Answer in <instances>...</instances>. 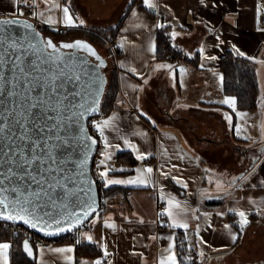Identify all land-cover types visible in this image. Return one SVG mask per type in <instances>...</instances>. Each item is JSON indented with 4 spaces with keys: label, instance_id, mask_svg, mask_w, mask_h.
I'll list each match as a JSON object with an SVG mask.
<instances>
[{
    "label": "crops",
    "instance_id": "obj_1",
    "mask_svg": "<svg viewBox=\"0 0 264 264\" xmlns=\"http://www.w3.org/2000/svg\"><path fill=\"white\" fill-rule=\"evenodd\" d=\"M150 3L151 8L144 0H0V17L17 16L20 7H31L47 34L65 41L86 40L99 54L91 39L98 35L95 29L99 24L117 23L132 4L110 48L119 92L117 104L98 124L102 150L96 167L99 173L105 166L114 169L108 172V179L142 177L147 183L108 185L126 187V199L121 192L105 199L99 220H90L89 228L76 241L37 246L26 238L32 258L23 246L22 252L29 264H172L168 257L173 254L179 264L178 230L189 234L195 246L193 258L204 264H264V256L256 257L252 250L264 242V25L260 24L264 0ZM64 7L75 26L64 20ZM143 7L153 10L155 16ZM59 26L66 33L57 35ZM162 26L170 27L173 46L189 57L198 54L197 66L158 60L156 32ZM227 51L252 64L258 85L253 110L240 111L235 99L222 91L218 66ZM227 98H233L234 105L224 103ZM144 112L155 124L144 120ZM105 120H110L106 127ZM245 136H253V140ZM240 142L251 143L257 152L249 156ZM122 151L136 159L133 167L114 166ZM140 154L146 158L137 159ZM230 166L238 171L229 172ZM146 168H152V173H145ZM101 186L107 188L104 178ZM163 201L168 209L159 213L158 204ZM239 211L245 212L248 221L243 228L236 214ZM174 221L187 223L188 228L170 226ZM6 243L10 245V264L13 242ZM81 244L94 245L100 255H76ZM169 245H173L170 250ZM69 247L71 252L53 251ZM246 254L250 258L245 259Z\"/></svg>",
    "mask_w": 264,
    "mask_h": 264
},
{
    "label": "water",
    "instance_id": "obj_2",
    "mask_svg": "<svg viewBox=\"0 0 264 264\" xmlns=\"http://www.w3.org/2000/svg\"><path fill=\"white\" fill-rule=\"evenodd\" d=\"M3 20H18L20 25L4 26V30L0 31V57H5L9 53L7 47L9 43L18 42L19 51L15 54L26 53L24 66L29 70L31 66L41 68L44 76L40 77L39 73H33L24 81L27 86L21 87L20 82L15 79L10 70V62L0 60V69H2L0 76H6L7 81L10 82L0 79V123L6 126V131L0 132V179H3V175L11 167L18 174L12 186L22 184L27 186L30 183L28 178L25 177L23 180L19 178L22 174V170L17 167L19 159L9 153L16 152L23 157H30L33 155V147L43 145L38 147L37 151L50 152L52 159L57 163L33 166L39 168L40 177L47 181L45 190L48 193L38 200L37 215L42 216L48 211L57 217L75 213L81 217V220L80 223L74 224L71 230L55 235H46L39 226L29 227L21 220L9 221L0 218V222L23 226L44 238L63 237L90 220L100 207L98 185L91 170L98 138L91 134L87 121L101 112V101L107 83V77L103 71L106 61L86 40L57 41L52 37L44 36L28 19L17 16L0 17V21ZM24 23L32 25V29L26 30L22 26ZM36 33L38 35H35ZM48 40L57 46L55 53L48 49L44 55H41L28 47L31 43L42 48ZM75 41L87 43L103 61V66L99 67L100 61L86 50L59 48L61 43ZM49 53L63 57L66 63L58 65L51 61L44 62L45 56ZM61 68L64 70L63 75H60ZM50 76L56 77V86L48 83ZM38 79L40 83H37ZM8 92L15 94L10 96ZM97 99L98 104L93 105V101ZM38 102V108L30 107L31 104ZM92 108L95 110L93 111ZM21 137L24 138L21 139ZM89 137L91 139H88ZM93 139L96 141L94 145L91 143ZM85 158L87 163L81 166V161ZM6 159L10 163L6 164ZM12 161L14 163H11ZM49 167L53 171L49 172ZM33 174L37 173L33 172ZM241 176L239 175L238 179ZM48 185L51 187L49 188ZM9 186V182L5 181L3 187ZM31 188L36 189V185L31 184ZM89 203L92 204L94 211L85 207ZM84 211H89L86 218L83 217ZM70 219L74 221L75 217L70 216ZM29 247L31 248L30 243Z\"/></svg>",
    "mask_w": 264,
    "mask_h": 264
},
{
    "label": "snow or ice",
    "instance_id": "obj_3",
    "mask_svg": "<svg viewBox=\"0 0 264 264\" xmlns=\"http://www.w3.org/2000/svg\"><path fill=\"white\" fill-rule=\"evenodd\" d=\"M47 3V0H45ZM144 4L148 6L149 8L153 7V5L150 3V0H144ZM56 7H59V5H56ZM63 14H64V20L67 21L68 26H75L73 23V18L69 13L68 7H64L62 9ZM49 22H55V21H49ZM79 23L82 25L84 23L83 20H80ZM10 25H20V21L18 20H3L0 21V31L4 30V26H10ZM26 30H31L32 25L24 23L22 25ZM35 35H38L36 33ZM173 37H175V33L172 34ZM9 49V53L5 55V57H0V60H7L10 62V70L13 73L15 79L20 82L21 87L27 86L24 81L26 78L31 77L33 73H39L40 77L44 76V72L41 70V68L31 66V70H29L28 67H25V60H24V55L21 54H15L19 51L18 49V42H12L7 45ZM28 47L30 49H34L38 51L41 55H44V53L48 50L51 49L52 53H55L57 51V46L53 44L51 40H48L44 47H39L38 45L34 44H29ZM59 48L62 49H73V50H86L90 55L95 56L96 60L100 61V64L98 65L99 67L103 66V61L100 59V57L95 53V51L87 44L81 41H75L74 43H61L59 45ZM52 53H49L47 56H45L44 62L51 61L52 63L55 64H63L66 63L63 57L59 55L53 56ZM238 55L243 56V52H237ZM161 67V66H158ZM163 67H170V66H163ZM2 71V69H0ZM183 71V70H181ZM64 74L63 68L60 70V75ZM0 79H4L6 82L7 77L6 76H0ZM75 79H79V77H75ZM56 77L55 76H50L48 77V83L50 85L56 86L55 85ZM10 83V82H9ZM37 83H40V80H37ZM35 87V85L33 86ZM8 95H14L15 93L13 92H8ZM224 103L234 105L235 101L233 98H227ZM98 104V99L93 101V105ZM31 108L36 109L39 107V102L38 103H33L30 105ZM83 107V105H81ZM91 107V106H89ZM94 111L95 109L92 108ZM87 111V109H86ZM83 115L84 113H80ZM11 122V121H10ZM19 123V122H17ZM104 126H108L110 124V120H105L103 121ZM99 128V126H97ZM6 131V126L3 123H0V132ZM101 136H103V132L101 131ZM24 137H21L23 139ZM88 139H91L90 137ZM91 143L94 145L96 141L93 139L91 140ZM11 147V146H9ZM38 147H43V145H39L36 147L32 148L33 155L30 157H23L19 155L16 152H10L9 155L17 156L19 159V163L17 164V167H19L22 170V174L19 175L20 180H23L25 177L28 178L30 183L27 186H24L23 184L21 186H12L13 182L17 178V173L14 171L13 168L9 167L7 170V173L3 175V179H0V218L9 220V221H16V220H21L25 224H27L29 227L32 228H39L45 232L46 235H55L59 234L61 232H64L66 230H71V228L74 226V224L80 223L81 217L77 216L75 213L70 214V216H74L75 220L72 221L70 219V216H63V217H57L56 215H53L52 212H44V214L37 215V209L39 207L38 200L42 198L43 196L48 195L47 191L45 190V185L47 184V181L42 179L39 175V168L38 167H33L34 165H43V164H52V163H57V161L52 159L51 153L50 152H39L37 151ZM107 147V145H106ZM45 156H47V159H45ZM110 156H106L105 159H109ZM144 154H140L137 156V159H145ZM5 163L8 164L10 163L9 160H5ZM11 163H14L12 161ZM87 163L86 158L81 161V166ZM101 165H105V160H101L100 162ZM110 170L114 169H109L107 166H105V170L101 171L99 173L101 178L105 179V187L108 185L112 184H122V183H128V184H136V183H147V181L144 178L140 179H131L128 181H122V180H116V179H108V172ZM48 171L51 172L53 169L51 167L48 168ZM122 171V170H121ZM153 169L152 168H146L144 169L145 173H152ZM33 172H36L37 174L34 175ZM162 175H167L166 173H162ZM173 179H176L173 177ZM5 181L9 182V187L5 188L3 187ZM31 184L36 185V189L31 188ZM186 187V185H184ZM50 188L51 185H48ZM38 189V190H37ZM85 207L87 209H91L94 211L92 204H86ZM240 218H241V228H243L247 223V218L246 214L244 211H239L236 213ZM89 215V211H84L83 212V217H87ZM172 227H182L187 229L188 225L187 223L183 222H176L174 221ZM52 230V231H49ZM233 240H235L237 237L233 235ZM89 240L92 238L89 236ZM79 242V241H78ZM24 250L27 252L29 255H32V250L29 247L28 241L24 242ZM173 247V245H169V250ZM10 248V245L8 243H0V256L3 257V264H7V252L8 249ZM53 251L56 252H71L72 248H58V249H53ZM168 259L172 262V264H175V255H170ZM99 264V262H97Z\"/></svg>",
    "mask_w": 264,
    "mask_h": 264
},
{
    "label": "trees",
    "instance_id": "obj_4",
    "mask_svg": "<svg viewBox=\"0 0 264 264\" xmlns=\"http://www.w3.org/2000/svg\"><path fill=\"white\" fill-rule=\"evenodd\" d=\"M131 6L132 4L128 6V8L125 10V13L121 16L116 25L112 26L109 30H102V33L107 35L112 43L115 41L117 33ZM143 10L148 14L155 16L153 10L146 9L145 7H143ZM45 31V29L41 31L44 36L59 38L55 37L53 34H47ZM115 53L118 55V52ZM156 56L158 60H178L192 64L193 66H197L198 63V54H195L194 57H189L173 46L171 43V32L169 26H162L157 29ZM104 58L106 61V66L103 71L107 77V83L101 101L100 113L103 115V117L117 104V96L119 92L115 57L110 52L109 57ZM218 71L222 75V91L225 95L231 96L235 99L237 109L240 111L255 109L258 85L256 75L250 61L248 59L240 58L234 55L231 51H227L220 59ZM135 164L136 159L133 157V155L128 151H122L117 155L114 166L126 165L128 167H133ZM119 192L123 194L125 200L128 193V189L126 187L110 186L104 188L100 184L98 186L100 207L97 213H101V209L105 205V199ZM232 224L235 226L233 220ZM25 239L26 236L22 233V231L11 233L5 228L0 230V242H13V246L10 249V264H29L27 262L28 260H25L24 254L22 252V246ZM67 240V237H61L58 239L59 242ZM176 245L178 248L179 264H190V262L194 259L193 256L196 255V252L193 242L189 239V234L184 230H178L176 232ZM76 255L99 256L100 250L91 244H81L76 247Z\"/></svg>",
    "mask_w": 264,
    "mask_h": 264
},
{
    "label": "built area",
    "instance_id": "obj_5",
    "mask_svg": "<svg viewBox=\"0 0 264 264\" xmlns=\"http://www.w3.org/2000/svg\"><path fill=\"white\" fill-rule=\"evenodd\" d=\"M17 17L28 19L31 22H33L34 27L38 31L44 30L43 24L38 20L36 13L34 12V10L31 7H28V6L21 7L18 11ZM260 24L264 25V12L260 18ZM56 33L58 35L64 34V33H66V28L63 26H59L56 29ZM102 118H103V115L101 113H99V114L91 117L87 121V126H88L91 134L95 137L98 136L97 135L98 134V131H97L98 127L97 126L100 123V121L102 120ZM101 150H102V145H101V143H98V146H97L94 158H93L94 160H93L92 168H91L93 178H94V180L98 186L101 184L102 178L99 175V170L96 167V163L101 156ZM167 209H168V205L165 201L160 202L158 204V212L159 213H165L167 211ZM89 223H90V220L86 221L84 224L77 227L76 229H74L73 231H71L70 233H68L67 235H65L63 237H67V239L69 241H76V239L82 234V232L85 228L84 225L85 224L88 225ZM3 228L9 230L11 233H17L19 231H22V233L26 236V238L30 239L37 246L54 244V243L58 242L59 238H61V237H59V238H44V237H41V236L33 233L31 230H28L23 226L11 224V223L0 222V230ZM190 264H204V262L200 261L198 259H193L190 262Z\"/></svg>",
    "mask_w": 264,
    "mask_h": 264
},
{
    "label": "rangeland",
    "instance_id": "obj_6",
    "mask_svg": "<svg viewBox=\"0 0 264 264\" xmlns=\"http://www.w3.org/2000/svg\"><path fill=\"white\" fill-rule=\"evenodd\" d=\"M118 20H119V18H118ZM99 25H101L102 27L100 26L98 29H95L98 32V35L95 37L96 34H94V36L91 37V39H92V42H94V45H96L97 49L99 50L100 55L103 56V57H109L110 52H111L110 51V48L112 46H114V43H112L111 40H109V37L107 35H105V34L102 33V30H109L112 26L116 25V23L115 24L104 23V24H99ZM59 38H61V37H59ZM174 65H175L174 66V69L176 70L178 64L175 63ZM171 79H174L175 80V83H176V79L177 78L175 76L172 75V78ZM180 80H181V83L180 84L182 86V84L184 82V80H183V74H182V77H181ZM174 85H175L174 87L176 88V90L179 91L178 85L177 84H174ZM177 91H176V93H178ZM182 93H185V91L182 92ZM178 96H179V93H178ZM194 112L197 113L196 111H194ZM146 115H147L146 113L145 114H142L141 113V116L144 118V120L146 119L147 121H150V123L155 124V122H154L155 120H152V118H149V116L148 115L146 116ZM244 138H247V136H245ZM249 139L253 140V136L251 138H247V140H249ZM241 143L242 142L239 143V146L242 147V150L248 149L249 156H253L257 152V150L255 149V147L252 146L251 143H248L246 145H242ZM206 157H209V156L206 154ZM228 170H229V172L232 171L234 173V172H237L238 171V168L236 169V168L230 166V167H228ZM98 218H99V214L98 213H95L92 216L91 221H95L96 222L97 220H99ZM84 226H85L84 230L86 231L88 226H87V224H85ZM261 235L264 236V233L263 234L261 233ZM258 244H261V243H258ZM252 250H256V252H254V255H256V257L264 256V242H263V245H261V246L255 245V247H253ZM252 250H248V251H252ZM248 257L250 258V256H248L247 254L244 256L245 259L248 258Z\"/></svg>",
    "mask_w": 264,
    "mask_h": 264
},
{
    "label": "flooded vegetation",
    "instance_id": "obj_7",
    "mask_svg": "<svg viewBox=\"0 0 264 264\" xmlns=\"http://www.w3.org/2000/svg\"><path fill=\"white\" fill-rule=\"evenodd\" d=\"M55 40H57V41H60L61 39L60 38H54Z\"/></svg>",
    "mask_w": 264,
    "mask_h": 264
}]
</instances>
